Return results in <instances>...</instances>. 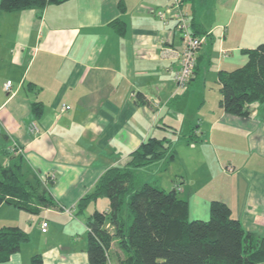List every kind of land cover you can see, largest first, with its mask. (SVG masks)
Wrapping results in <instances>:
<instances>
[{
	"label": "crops",
	"instance_id": "1",
	"mask_svg": "<svg viewBox=\"0 0 264 264\" xmlns=\"http://www.w3.org/2000/svg\"><path fill=\"white\" fill-rule=\"evenodd\" d=\"M181 11L207 32L198 53L200 73L184 91L175 79L178 59L161 54L163 47L183 48L176 26ZM261 40L264 0H185L179 6L173 0H68L43 10L0 8V164L7 167L22 154L21 170L30 171L29 178L35 172L54 202L35 204V213L0 204V229L20 227L30 236L0 264H35L36 255L40 264H89L87 218L109 205L99 197L80 212V199L148 137L165 135L162 114L171 106L181 112L193 89L202 97L195 103L197 114L187 119L185 141L175 143L177 156L170 164L177 160L182 167L174 171L173 189L189 202L191 217L208 218L210 202L221 199L246 229L264 235V106L256 103L252 114L242 117L219 103V72L244 64L248 57L241 50ZM9 79L11 92L4 88ZM207 95L215 101L207 103ZM36 101L43 106L38 116L32 111ZM63 104L71 108L61 111ZM32 122L38 132L30 129ZM170 122L162 123L176 126ZM179 147L191 160L180 161ZM211 160L224 179L216 192L205 185L203 164ZM169 166L162 162L159 170ZM198 211L202 215H192Z\"/></svg>",
	"mask_w": 264,
	"mask_h": 264
},
{
	"label": "trees",
	"instance_id": "2",
	"mask_svg": "<svg viewBox=\"0 0 264 264\" xmlns=\"http://www.w3.org/2000/svg\"><path fill=\"white\" fill-rule=\"evenodd\" d=\"M66 1L0 0V8L6 12L43 10ZM184 2L180 0V5ZM119 7L126 9L122 2ZM190 20L195 36L206 35L196 17ZM241 52L248 57L244 64L219 72V103L229 114L248 117L256 103L264 106V41ZM198 68L197 56L195 75L188 85L200 73ZM42 110L41 102L32 103L35 115H41ZM163 127L178 133L176 126ZM176 156L174 136L151 135L125 164L107 168L94 190L80 199V212L99 197H105L109 205L108 210L96 207L87 218L89 264H111L113 257V264H264V235L246 229L226 201L213 199L208 218H193L189 202L177 189L139 182V168L161 161L168 167ZM22 159L19 153L9 166L0 164V204L6 201L35 213L37 204L54 202L35 172L29 178L30 171L21 170ZM29 238L20 227L1 228L0 261L9 259ZM114 242L123 255L117 251L111 254ZM33 259L40 264L38 255Z\"/></svg>",
	"mask_w": 264,
	"mask_h": 264
},
{
	"label": "rangeland",
	"instance_id": "3",
	"mask_svg": "<svg viewBox=\"0 0 264 264\" xmlns=\"http://www.w3.org/2000/svg\"><path fill=\"white\" fill-rule=\"evenodd\" d=\"M264 41V40H261ZM261 42H257L255 45H258ZM213 66H211L209 73L207 74V78L210 80L211 77L213 76ZM212 86V83L208 82L207 83V87ZM194 90V91H193ZM193 92H190V94L188 95V102L186 103V107L182 109V111L180 112L179 110H177L174 106L168 107L165 110V113L162 114V117L159 119V123L161 125H164L162 122H169L170 123H175L177 126V130L179 131L177 134L173 133L171 128H169V130L166 131L167 135L170 136H174L175 139V143H177V141L183 139V141H185V136H187L188 134V126H187V119L189 120L191 115L193 114H197V109L199 108L198 106L195 107V103L197 101H200L202 95L200 94V92L202 91H198V89H193ZM209 91V90H207ZM210 92H213L212 89L210 90ZM207 97V103H211L215 101L214 98H210L209 95L206 96ZM171 109V112H169V110ZM174 112H173V111ZM164 116V117H163ZM241 140V139H239ZM180 149V155H181V160L180 161H188L189 159L191 160V155L189 153V151H186L187 149H184V147H179ZM215 153H213V156L215 157ZM215 161L217 162V158H215ZM214 160H211V162H209L207 164V161L203 164L204 169L206 170V177H207V182H206V189L208 190H212L215 191V188H217L216 183H218V181L224 180V179H220L218 176V164H216ZM178 161H174L172 164H170L169 168L166 171H162L159 170L162 167V161L158 162V163H154L150 166L147 167H141V169L138 171L139 173V182L140 183H144V182H151L154 184H157L159 186H164L167 190H171L174 188V184L175 182V176H174V171L177 168H181L182 165L181 163H177ZM177 164V165H176ZM157 167V168H156ZM225 169L227 168H232V167H224ZM190 171H194V175L197 174V170L195 169V165L190 164L189 166ZM220 170V169H219ZM180 178H178L179 180ZM219 179V180H217ZM223 190H221L220 192H222ZM178 195L182 196V192H178ZM184 195V194H183ZM192 215H202L201 211H198L197 214L196 212H192ZM197 217V216H196ZM208 217V216H207ZM194 218V217H193ZM117 246V245H116ZM111 254L113 252H115V249L112 247L110 250Z\"/></svg>",
	"mask_w": 264,
	"mask_h": 264
},
{
	"label": "built area",
	"instance_id": "4",
	"mask_svg": "<svg viewBox=\"0 0 264 264\" xmlns=\"http://www.w3.org/2000/svg\"><path fill=\"white\" fill-rule=\"evenodd\" d=\"M174 5H180V0H173ZM159 16L162 19H166V14L164 10L159 11ZM176 26L181 33V38L183 41V48L177 49L174 47H163L161 54L163 57L169 59H178L179 68L175 73V79L177 82L178 89L183 91L186 89L189 81L195 75V67L197 63V56L202 45L207 41L206 35L195 36L191 29V20L189 15L185 11H181L177 14ZM226 56L227 51L223 52ZM12 80H7L4 82L5 90L12 91ZM71 108L69 104H63L61 111H67ZM30 129L32 131H39L37 123L32 122L30 124ZM21 149L18 148V151ZM232 170V168H228ZM49 227L48 220L41 221V229L46 232Z\"/></svg>",
	"mask_w": 264,
	"mask_h": 264
}]
</instances>
